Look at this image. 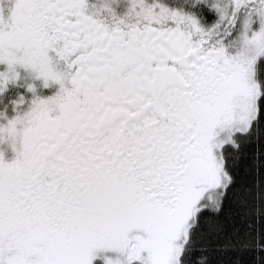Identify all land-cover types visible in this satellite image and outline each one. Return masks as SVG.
<instances>
[{"label":"flooded vegetation","instance_id":"1","mask_svg":"<svg viewBox=\"0 0 264 264\" xmlns=\"http://www.w3.org/2000/svg\"><path fill=\"white\" fill-rule=\"evenodd\" d=\"M26 2L44 13L63 71L38 87L21 78L2 82L0 112L9 109L10 117L0 127L11 147L1 159L0 231L37 210L57 219L71 209L79 215L94 199L90 223L96 211L110 214V199L123 211L121 197L137 191L173 222L190 201L182 218L191 223L212 189L215 152L227 144L222 136L238 134L248 111L244 77L249 81L246 54L253 46L246 39L258 36L252 29L260 2ZM223 58L226 69L218 72ZM51 179L59 190L54 200L44 191ZM58 236L46 237L51 243ZM73 245L82 246L77 238Z\"/></svg>","mask_w":264,"mask_h":264},{"label":"rangeland","instance_id":"2","mask_svg":"<svg viewBox=\"0 0 264 264\" xmlns=\"http://www.w3.org/2000/svg\"><path fill=\"white\" fill-rule=\"evenodd\" d=\"M257 1L260 2L261 8L264 0ZM211 4L215 2L212 1ZM259 12L260 19L252 29L253 34L258 36L246 39V45L253 47L246 54L250 78L249 81L244 78L249 91L247 97L249 106L244 120L238 124L240 133L246 132L259 111L262 87L256 75L258 60L264 56V11L260 9ZM54 41L42 10L33 5L29 6L28 3L25 7L24 0H0V88L3 80L5 82L8 78L12 83L19 81L20 78L25 79V85L30 88L38 87L37 84H51L50 81L60 79L63 66L59 56L53 53L56 52ZM243 59L244 57L241 60ZM233 61L235 66L240 65L237 60ZM227 63L226 59H219L216 67L218 72L219 69H226ZM234 69L230 70V73ZM243 73L244 70L241 73L242 77ZM234 77L237 81L236 74ZM3 103L1 98L0 106ZM7 112L6 110L5 113L0 112V125L10 117V110ZM12 129H15V125ZM7 138L5 130L0 127V169L3 166L1 159L6 157L4 154L8 153L11 147ZM233 138V135L222 136L223 141L232 142ZM215 153V160H218L219 164L214 165L216 170H211L215 179H211L210 185L212 189L214 184L217 187L213 190L210 188L207 193L208 203H214L219 199L229 180L223 154L217 151ZM210 154L214 157L212 152ZM6 160L9 161L10 158ZM209 181L210 178L205 185ZM46 182L49 183L45 184L44 191H48L54 200L56 192L59 193L55 187V180ZM188 187L187 192L193 188L190 185ZM118 190L120 194L123 192L121 186ZM121 198L124 200L120 201L123 211L119 209V204L115 200L110 199V214L104 217L101 210L96 211L95 218L91 219L90 223L89 217L97 207L94 199L87 203L79 215L71 213V209L68 214L63 213L57 219L56 215L48 212L49 210L44 213L37 210L36 213L25 216L23 221L10 222L8 227L4 226L5 228L0 231V264H182V254L198 215L191 223L185 224L186 221L182 217L190 201L185 208L178 211L179 217L173 222L170 215L161 209L163 207L153 205L154 201H149L139 191L131 199ZM171 198L170 201L176 200L175 196ZM169 200L165 199L162 203L168 207ZM48 203L53 205V201ZM58 203V206H63L62 200ZM75 205L82 206L80 202ZM201 207L203 209L205 204ZM69 227L75 231L69 230ZM55 232H59L61 236H58L56 242L54 240L50 243L46 236L47 234L54 236ZM2 236L5 237L4 245ZM76 238L77 244L82 246L74 247L77 248L75 259L69 261L68 255L74 249L72 247Z\"/></svg>","mask_w":264,"mask_h":264},{"label":"trees","instance_id":"3","mask_svg":"<svg viewBox=\"0 0 264 264\" xmlns=\"http://www.w3.org/2000/svg\"><path fill=\"white\" fill-rule=\"evenodd\" d=\"M257 66L258 114L224 147L227 187L198 213L182 264H264V56Z\"/></svg>","mask_w":264,"mask_h":264}]
</instances>
